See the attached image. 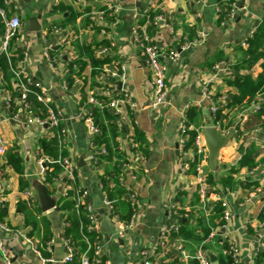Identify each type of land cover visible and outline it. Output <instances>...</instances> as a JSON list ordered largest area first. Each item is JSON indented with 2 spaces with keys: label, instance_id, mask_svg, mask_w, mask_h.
<instances>
[{
  "label": "crops",
  "instance_id": "obj_1",
  "mask_svg": "<svg viewBox=\"0 0 264 264\" xmlns=\"http://www.w3.org/2000/svg\"><path fill=\"white\" fill-rule=\"evenodd\" d=\"M0 6L5 17L16 15L21 21L16 37L9 43V54L16 59L14 69L44 88L58 110L68 142L66 154L75 165L80 185L88 191L82 201L91 203L98 216L100 249L92 264H99L101 256L104 264H142L139 252L155 247L160 227L170 220V210L177 211L171 219L179 224V229L197 232V218L212 214L218 202L231 215L225 229L209 237L211 228L218 225L217 219L202 240L181 235L173 238L172 234L177 233H171L166 253L152 258L154 263L194 264V254L202 247L210 259L214 256L211 264H221L226 261L222 256L223 244L230 240L238 249L240 264H264V255H260L264 253V126L258 124L243 130V124L255 112L253 106L230 104L236 94L231 83L235 76L246 74L255 79L264 71L258 65L240 71L232 65L245 48L240 41L250 29L260 26L264 18V0H237L236 15L231 20L225 16L229 0H79L78 3L0 0ZM67 6L77 14L73 19H66ZM107 6L118 7V14L101 13ZM145 9L159 13L154 32L149 33L157 45L163 51L170 47L180 51L176 63L162 58L167 64L168 96L158 110L148 106L152 97L149 69L130 30ZM33 19L38 30L31 29L35 26ZM53 26L58 30H52ZM194 39L195 44L180 50L184 42ZM101 46L108 47V61L104 65L125 66L124 76L116 83L134 100V121L148 151L144 161L135 162L138 178L134 187L140 209L135 225L126 231L120 229L123 220L100 198L103 194L99 175L108 169L111 178L114 169L98 156L94 160L90 158L94 151L89 147L91 136L83 121L85 111L90 108L86 101L88 94L97 89L95 93L103 95L110 83L89 58L92 52L95 59L101 58L96 54ZM46 48H52L51 63L44 57ZM219 59L230 60L232 72L221 74L210 86L212 98L199 104L211 64ZM68 79L72 80L70 87L66 85ZM12 87L20 92L15 82ZM11 102L10 105V95L1 85L0 74V135L5 147L0 155V199L5 205L2 220L9 228L3 235V243L12 251L11 264H66L63 262L67 254L62 227L64 215L55 206L64 185L55 183L52 191H48L41 170L47 163L39 164L42 156L37 146L38 139L51 136L52 131L45 125L28 124L20 93ZM252 102H264V93ZM212 106L218 107L221 123V129L215 133L218 144L213 148L204 132L213 126ZM189 110L192 115L186 123L199 135L202 148L200 162L207 184L203 200L197 191L194 166L186 167L177 149L180 123ZM123 155L130 156L127 143ZM230 167L234 168L230 173L232 184L224 187L221 177L229 173ZM20 179L25 185L22 189ZM44 196L54 201L52 208H42ZM22 205L27 209L22 210ZM26 218L33 221V226L26 224ZM26 239L41 257L26 247ZM50 239L53 247L48 251L45 243ZM0 264H3L1 254Z\"/></svg>",
  "mask_w": 264,
  "mask_h": 264
},
{
  "label": "built area",
  "instance_id": "obj_2",
  "mask_svg": "<svg viewBox=\"0 0 264 264\" xmlns=\"http://www.w3.org/2000/svg\"><path fill=\"white\" fill-rule=\"evenodd\" d=\"M73 3H78L79 0H71ZM236 9H237V0H229V8L228 11L225 13L226 19L231 20L236 15ZM149 9H145L143 12H141L140 17L138 18V21L134 22L132 26L130 27L131 34L133 37V41L135 45L139 48L141 54L145 57L146 63L148 65L149 69V80L151 85V91H152V97L148 103V106L152 110H158L164 103H166V99L168 96V88L166 85V72H167V64L162 60V58H166L167 62L169 63H176L180 59V51H178L177 47L174 48H168L166 50H162L157 43L154 41L153 37L148 32V25H152L156 23L159 20V16H154L152 19L150 17L146 16V12ZM109 14L110 16L117 15L119 12L118 7H112L107 6L105 11L102 10L101 13ZM0 21H1V28H0V51L4 52L5 54H9V43L12 39L16 37V32L20 28L21 21L19 16H11L9 18L5 17L4 11L2 6H0ZM52 30L57 31L58 28L55 26L51 27ZM258 27L252 28L248 31L247 35L243 38V40L240 41V45L242 47H246L248 44V39L253 36V34L256 32ZM197 40L192 41H186L180 46V50H187L190 45L195 44ZM52 48H46L44 51V57L45 59L51 63L54 61V57L51 54ZM108 51L107 46H101L99 50L97 51V57H103L106 55V52ZM21 61V60H20ZM230 60L221 59L216 62H214L211 65V73L209 77L206 80V84L204 85L203 91H202V98L198 102L199 104H202L203 100H210L212 98V92L210 89V86L212 83H214L218 77L221 74L224 73H231L232 69H230ZM102 75L110 80V83L105 88V92L103 95H97L95 91L97 89H94L92 92L88 94L86 97V101L89 105V109L85 111L83 115V121L87 125V129L90 133V142L89 147L92 151H96V149L99 150L100 154H105L104 147H98L95 144H93L92 139L99 135L101 131L99 128L95 125V123L92 121L91 116L88 114L90 109L93 108H108L109 113L113 115L114 121L117 125V128L119 130V136L116 138L115 141V148L116 152L121 155V159L118 163V169L121 170L122 174L119 177V181L127 188L126 194H124V198L129 200L134 205V210L131 214V216L123 220L122 223H120V229L122 231H126L130 228H132L135 225L138 212L140 207H138V199H137V193L135 191L134 182L138 178V169L135 166L136 161H144V156L138 149V143L135 141L133 137L132 132V126L129 118V112L133 111L135 108V103L130 95V93L126 92L125 90H122L116 83L117 80L122 78L125 73V66L123 64H119L118 66H109L104 65L101 68ZM13 81L16 83V85L20 89V99L22 100L24 107L26 109V116H27V122L28 124H35L38 126L46 125L48 127H53L57 130V138L59 143V155L57 158V163L60 165V172L55 179V183H61L63 186V191L59 193V195H64L65 191L68 189H71L75 187L76 195H77V201L82 203L85 207L86 213H87V219L90 222V225L88 226L91 230H96V211L93 207V205L89 202H83L82 198L87 195L88 191L87 189L83 188L78 179V175L76 172V168L70 157L66 154V145H67V139L65 137V131L60 126V118H59V112L50 101V97L47 93V91L44 88H40L37 86L36 83L32 81V79L28 76H26L24 73H20L13 69ZM34 91V93L37 96V99L46 107L47 109V117L46 118H40L37 115H35L31 108L27 106L25 102V95L28 91ZM251 105L253 106L254 111L258 110L259 104L251 102ZM210 115L212 120V127L215 129H221V123H220V117H218V107L212 106L210 109ZM185 117L181 120L179 132H178V138H177V149L179 153V157L182 161V163L187 167L188 162L192 160V151L190 148H185V140L187 138L186 132L190 129L185 121ZM125 127H129L125 133L122 132L125 130ZM122 131V132H121ZM125 140L123 141V137ZM124 143H127L130 148V156H124L123 150H124ZM194 144L196 146L197 153H202L201 148V142L200 137L198 134H196L194 138ZM5 147L3 139L0 135V155L4 153ZM65 150V151H64ZM39 161V164L41 162L47 160L43 157ZM92 160H94L95 156H90ZM42 172H44V166L41 168ZM194 170L196 172V178H197V191L200 196V198L203 200L207 188H206V176L205 173L201 167L200 157L198 158L197 162H195ZM130 180V182H129ZM45 182V181H44ZM114 182L111 178L109 179V185L113 186ZM47 185V184H46ZM54 187V186H53ZM99 187L101 188V182H99ZM26 193V191H25ZM27 195H30L26 193ZM103 196V195H102ZM30 197V196H29ZM103 202L105 206L112 211V201L107 199L103 196ZM223 207V214L221 216V221L218 222V225L215 228H211L209 232V237L213 238L217 232H219L220 229H225L229 219H230V212L224 208V204H222ZM4 208V203L0 199V254L2 257L3 264H11L13 254L12 251L4 245L3 243V235L6 233L9 228L6 226L4 221L2 220L1 212ZM177 211L173 208L169 211V221H166L163 223V225L160 227L158 240L156 242V245L153 249H142L139 252V256L141 258L142 264H157L154 263V259L152 258L165 254L166 248L169 244L168 237L171 233L177 232L179 230V224L171 219L173 215H175ZM68 225L67 222L63 220L62 227L65 228ZM28 238V237H27ZM99 236L96 237L95 245L93 248L95 257L99 255V243H98ZM28 243L26 244V247H28L30 250H32L37 256L41 257L39 251L34 247L33 243L26 239ZM53 247V241L52 239L48 240L45 243V249L51 250ZM65 247L67 249V254L63 257V262L69 263L72 261L73 258V249L70 244V240L66 238L65 240ZM238 249L236 245L230 241L227 240L223 244L222 248V254L226 255L232 262V264H240L239 258H238ZM194 258L196 259L198 264H211L210 256L205 252V250L202 247H198L194 254ZM94 259H90L87 254L83 253L80 256V264H92L94 263ZM156 261V260H155ZM157 262V261H156Z\"/></svg>",
  "mask_w": 264,
  "mask_h": 264
},
{
  "label": "trees",
  "instance_id": "obj_3",
  "mask_svg": "<svg viewBox=\"0 0 264 264\" xmlns=\"http://www.w3.org/2000/svg\"><path fill=\"white\" fill-rule=\"evenodd\" d=\"M59 8L64 9L63 5H60ZM68 11L67 20L73 19L77 14L73 11L71 6L65 7ZM159 14L157 11L146 12V16L152 17ZM157 25V22L148 27V32L153 34L154 28ZM191 39L192 36H189ZM241 56L238 59L237 63L234 62L233 67L237 70L248 69L252 66L258 65L264 70V18L258 26L256 32L252 37L248 39V44L244 49L240 51ZM20 58V57H19ZM89 58L91 62H93V66L96 68H102V66L108 61L107 56L101 57L99 59H95L93 52L89 53ZM15 57L11 54H5L0 51V74H1V85L2 87L9 92L10 95V105L11 100L14 96L18 95L19 91H14L12 87L13 81V69L15 63ZM220 60V59H219ZM212 65V64H211ZM232 85L236 88V94L233 96L230 104L232 105H240L245 104L249 105L252 101H256L258 97L264 93V71H261L257 74L256 78H252L249 75L241 74L234 77L231 81ZM72 84V80L68 79L66 81V85L70 87ZM25 102L28 107L31 108L32 112L40 118L47 117V109L46 107L37 99L34 91H28L25 95ZM188 111L186 115V122L188 123L191 119L192 113ZM218 117L220 116V111L217 112ZM88 114L91 116L92 121L99 128L101 133L95 136L92 139L93 144L98 147H104L105 154H100L99 150L96 149L94 151V156H98L103 159L108 166L114 169V175L112 178L114 184L113 186L109 185V170L107 169L104 174L99 175V182H101V190L104 197L112 201V211L121 219H128L133 210L134 205L127 199L124 198V194L127 192V188L119 181V177L122 172L118 169V163L121 159V155L116 152L115 141L119 136V130L114 121L113 115L109 113L108 108H93L90 109ZM129 118L132 126L133 137L135 141L138 143V149L144 156H147L148 151L143 146L144 137L142 132L137 128L135 123V114L133 111L129 112ZM264 102L259 103V108L257 111L252 112L248 117L247 121L243 124V130H250L255 128L256 126L261 125L264 126ZM52 131V135L45 138L41 137L37 141V146L40 151V154L43 158L47 160V164L44 166V181L48 186V191H52L54 188L55 179L57 178L60 172V165L57 163V158L59 155V143L57 138V130L53 127H50ZM122 132V131H121ZM237 132L240 130L237 128ZM187 138L185 140V148H190L192 151V160L188 162L189 167L194 166L195 162H197L200 157V153H197L196 146L194 144V138L196 136V131L193 129H189L187 132ZM65 151V150H64ZM243 163V160L239 162V165ZM251 167V165H248ZM234 172V168L230 167L229 173L225 176L221 177V183L224 187H230L232 184V175L230 173ZM208 182L212 183V181ZM75 184L71 189L65 191L64 195H61L56 199L55 206L57 209L61 210L64 215V221L68 223V225L64 228V235L66 238L70 240V244L73 249V258L72 261L66 264H80V256L85 253L90 259L95 257L94 255V245L96 237L99 236V232L97 230H91L88 228L90 222L87 219V213L85 207L82 203L77 201V195L75 191ZM25 186L23 185V179H20V188ZM22 210L27 209L26 206L21 207ZM5 213V205L1 212V216ZM223 214V207L220 202H218L212 214L207 217H198L197 224L199 226L198 231L200 235H198V231L195 230H186L179 229L177 234H172L174 238L177 235H181L183 237H191L195 240L204 239L209 232L211 226L215 224V221L218 219L221 221V216ZM26 224H31L33 226V221L26 218ZM29 234V233H28ZM41 254V253H40ZM42 255V254H41ZM260 255H264V253H260ZM226 261L221 264H232L231 260L226 256L222 255ZM255 262H257V258H255ZM99 264H104V257H100ZM194 264H198L197 261H194Z\"/></svg>",
  "mask_w": 264,
  "mask_h": 264
},
{
  "label": "water",
  "instance_id": "obj_4",
  "mask_svg": "<svg viewBox=\"0 0 264 264\" xmlns=\"http://www.w3.org/2000/svg\"><path fill=\"white\" fill-rule=\"evenodd\" d=\"M32 22L35 23V26L32 25L31 29L38 30L39 26L36 24V19H33ZM204 132L210 143L211 148L215 147L218 144V141L216 140V135H215L216 129L214 127H207ZM80 159H82V157ZM100 198L103 199V196L101 195ZM41 202H42V208L44 210L50 209L54 206V201L48 196L42 197ZM96 218H98V216H96ZM211 259L212 260L214 259L213 255H211Z\"/></svg>",
  "mask_w": 264,
  "mask_h": 264
}]
</instances>
